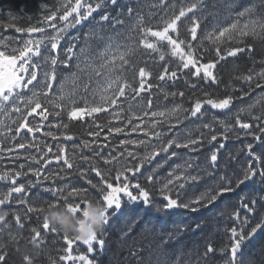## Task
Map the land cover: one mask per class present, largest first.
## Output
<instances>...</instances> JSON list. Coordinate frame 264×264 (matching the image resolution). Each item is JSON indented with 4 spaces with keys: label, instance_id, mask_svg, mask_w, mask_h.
<instances>
[{
    "label": "snow or ice",
    "instance_id": "1",
    "mask_svg": "<svg viewBox=\"0 0 264 264\" xmlns=\"http://www.w3.org/2000/svg\"><path fill=\"white\" fill-rule=\"evenodd\" d=\"M165 0H159L160 5H163ZM203 0H192L187 6H181L178 14L173 13L168 19L162 20V27H153L151 22H146L143 14L137 11L133 6L132 0H127L126 3H121V0H56L55 7H50L48 4L41 3L40 8L44 14L40 23L47 26V28L54 29L53 34L42 35L38 38L34 37V33H46V27H20L16 26L15 31L18 33H27L28 37L22 39L21 42L9 45L6 39L0 40V112H12L17 113L19 116L18 120H13V124H16L14 129L16 139L20 135L22 130H26L27 133L32 134L35 132H41L42 127H46L48 130L44 131L42 135L51 137L53 141H59L60 137L64 141H73L75 134L69 133L68 130L71 128L72 121H84L85 117L93 118L90 127H94L97 130L88 133L94 137L93 141H82L83 147L91 150L92 144H96L97 149L93 150V156L99 157L105 165H111L113 161H119L120 156H125L127 161L128 157L138 162L135 165L126 163L122 168L115 169V176H112V169L102 170L97 166L96 161L93 159L92 163L87 168L80 169L77 166V171L82 180L87 183L91 189H95L98 196L89 198L91 193L89 188L73 187L69 189L68 184L57 186L53 184L49 187H44L43 191L51 194V200H45L43 204L36 206L29 203L27 198L28 191L35 187L37 184H42L51 178L52 174H43V170L47 165L52 163V159L48 158V153H53V156L57 163L63 161V165L60 166V171L64 172L65 166L71 170L74 166L75 156L69 158L66 155L65 146L61 143L55 145L56 152L53 151V146L45 144L44 151L40 144L35 140L18 143L14 145V148L9 151H14L15 148L29 149L35 148L37 155L29 152L26 156L17 158H23L31 163L39 165L37 168L28 167V172L32 176L36 177L35 182L29 181L27 185L19 184L17 186V180L19 177L27 175V172L22 171L26 165L21 164L20 169L14 173L4 172L0 174V181H11L12 187L7 192L0 193V225L3 228H10L11 221L8 219L9 216L14 219L15 224L18 228L24 229L25 222L31 219V214H36L37 218L43 217L42 213L46 208L64 209L68 213L72 214L77 219V223L81 230L90 217L95 215V210L92 209L93 200L99 209V215L103 217V227L99 232L92 231L87 239H80L78 237H70L63 233L62 239L63 244L66 247L60 249L61 254L59 260L65 262L71 261L72 264H95L93 259L94 254L97 251L96 246L101 249L105 244L103 239L105 226L108 225L110 218L120 214L124 198L127 197L129 203H143L146 209L154 207L158 214L168 215L172 210L185 209L190 212H197L200 209H207L214 206L218 201L224 197L234 194L241 186L248 184L260 183L264 185V154H257L253 150V145L248 143L245 145L247 148V156L250 158L245 166H242L241 174H233V177L227 174L220 176L219 182L214 187L208 188L199 197L189 201L181 202L178 198L171 197L168 193L173 189L170 186H174L175 182L179 181V188H184L185 177L169 173L170 177L174 176V179H169L167 183L161 188V194L163 200L166 203L154 204L150 197L149 192L144 189L139 183H131L130 178L126 173L131 172L133 175L139 173L145 163H151L161 153L167 154V159L178 156L179 153L176 151H170L173 147L175 149H190L195 151L196 148L193 146L199 145L202 141L198 139H190L184 142H180L175 137L168 139L166 142H161V146L157 148L155 144H152V139L156 138L160 140L164 135L161 131H156V128L164 123L168 118L175 117V124H170V128H175L181 123L178 113H189L190 117H196L197 119L203 115L202 107L204 104L210 105L213 109L225 110L229 109L232 104L233 97L227 96L221 99L208 98L203 101L197 99L190 108L183 107L182 104H175L171 109L168 110H151V85L146 87V79L150 76V73L144 67L136 69V66L132 63V57H134L140 47L149 49L152 52H161L160 60H165V54L162 52L160 43L166 42V45L170 49V55L178 58L180 63L173 70L165 66L162 74L159 75V80H174L179 78L181 69L194 70L192 75L197 78H203L205 82L217 83L216 77L213 73V69L217 63L221 60H225L227 57H238L242 54H248L249 59L253 61V64L259 63L262 67L260 71L256 72L254 68H249L247 73L242 74L237 79L248 84L249 91L245 92L244 95H250L252 83L255 80V87L264 89V57L259 60L255 58V41L264 42V16H260L259 8L256 3L245 5L242 9L235 13L237 19L234 20L228 26L222 27L218 32L210 31L206 34L204 39H207L210 44L213 45L215 55L218 58L214 61L201 62L203 57L196 54L197 47L203 46V41L198 36V29L200 27L199 19L195 13L200 9ZM260 5H264V0H260ZM237 5L234 4L233 7ZM119 9L118 14L114 17L110 14L109 8ZM174 7V5H173ZM99 13V19H96L94 14ZM192 14V15H189ZM12 16L11 13H9ZM128 18H134V23L131 25L129 35L126 37L124 42L116 41L114 38L109 37V43L100 50L97 55L91 56V44L86 43L85 46L79 48V52L76 51V45L70 44L65 53L64 59L60 58L59 45L64 38V35L72 29H76L78 26L96 20L97 25L103 29L105 24H111L115 28L116 25H123L125 20L123 16ZM15 19L16 17H12ZM182 18L191 20V26L188 28V32L191 36V40L182 39L180 37V24ZM30 19V17H29ZM137 32L138 37L134 38L131 33ZM119 35V33H118ZM149 37L155 38L149 40ZM91 39H103L95 30L90 31L86 37V41ZM253 43H249V41ZM199 41V44L193 42ZM228 43L227 48H223L224 43ZM234 45V46H233ZM50 46V47H49ZM42 48L47 52L45 55L42 52ZM208 50V49H206ZM84 57V64L81 66L80 57ZM34 57H43L44 62L48 65L47 70L43 72V80H40L39 69L42 67ZM76 60L75 68L76 72L72 73L73 84L79 79L78 73H88L89 77L95 75L100 77L97 80V87L92 90L94 97L93 101H89L87 97H81L83 99V106H79L77 88H73L70 91H66L61 86L59 94H57L56 85V72L57 66L63 65L64 68L72 67V61ZM132 70V81L128 79L129 69ZM202 74V77H201ZM137 76L139 78L138 84L136 83ZM102 80V83H101ZM39 85V87H37ZM191 87H195L192 84ZM85 86V91H87ZM30 92L28 96L26 93ZM129 92L133 93V99L140 97L142 100H146L148 109L151 110L150 118L146 122L147 128L144 127V117L149 116V111L144 110L143 115L136 112H131L127 117V121L122 124H113L111 120L106 125H101L97 122L95 114L108 113L113 120H122V104L128 100ZM148 92V97H142L141 94ZM171 95L176 97H184L183 91L165 93V99ZM43 97V99H42ZM49 97H52L49 99ZM98 98V99H96ZM23 103V108L20 104ZM51 105V109L47 106ZM261 106L264 110V92L251 104L248 105V115L251 120L259 121L257 125L258 130L264 133V111L261 115H255L252 109L257 106ZM131 109V105H129ZM54 109H60V111H54ZM121 109V111H116ZM245 109H240L239 113L236 114L235 125H238L240 129L250 130L252 124L250 121H244L241 118V114ZM67 115L68 122H64L63 116ZM36 116H39L40 120L36 122L39 126H33V120ZM60 118L59 122L49 120V117ZM162 117L164 120H156L155 118ZM30 118H32L30 120ZM189 116H184V119H188ZM136 121L137 123H133ZM45 122H47L45 124ZM2 123V121H0ZM87 123V121H85ZM107 127L108 135L103 137L107 143L99 144L95 138L100 137L101 132ZM204 128H211L212 126L205 123ZM229 125H225V129L229 128ZM52 128H57L58 133L51 131ZM126 129H129L126 131ZM8 131H13L9 128ZM137 133L141 138L132 139L131 134ZM249 134V133H245ZM253 138L261 142L262 137L251 133ZM0 135H3L0 132ZM123 135L129 137L128 139H121L119 146L133 145L135 148L145 147V153L138 155L134 151H130L124 148L123 151L119 152L118 155H112V152H116V147H110L111 141L110 136ZM147 138V139H145ZM211 141L217 140L216 134H211ZM225 139L227 137L225 136ZM151 146V151L148 147ZM224 147L223 144L220 145ZM104 148H110L107 155H102ZM84 161H89L90 157L83 156ZM211 162L213 167H217V154L214 152L211 154ZM43 161V163H41ZM158 167L162 166L160 164ZM190 168L191 165L189 164ZM89 172H94L99 181L93 182L89 178ZM211 174V173H210ZM68 173L65 175L56 176L57 179L65 180ZM107 177V178H106ZM113 179L115 183H113ZM191 181H197L199 177L190 176L187 177ZM148 180L152 181L153 176L149 175ZM130 189H137L138 194H134ZM13 193L22 194L18 197H13ZM122 194V195H121ZM20 205L26 208V212L23 216L20 214ZM240 208L244 210V219L240 221V211H234L232 218L239 224V227L233 226L230 228V243L226 249H220L219 254L226 256L225 264H240L239 255L243 248L251 242L259 233L264 232V196L259 199L253 197L251 199L244 197L240 201ZM259 211V217L256 218V213ZM42 227V230H40ZM40 227H32L30 229L31 235L28 238L29 243L37 248L41 249L46 243V235L48 233L60 234L61 231L52 226L47 219L43 217V222ZM3 229H0L2 232ZM182 232L183 229L181 228ZM179 235L177 233H168L167 239L161 242V246L166 245L170 240L176 239ZM127 236V232L123 234ZM22 238V237H21ZM10 239L13 242L18 243L17 236L10 234ZM83 246L84 251L80 250ZM19 252V248H17ZM217 250L208 245L206 251L203 253V258L206 262L210 254H216ZM135 255V253H133ZM9 253L6 251L5 242L0 239V264H8ZM39 252L37 253V257ZM23 264H35V257L32 255H23ZM50 264H57V261L49 257ZM174 264H180V254L177 255V259Z\"/></svg>",
    "mask_w": 264,
    "mask_h": 264
},
{
    "label": "trees",
    "instance_id": "2",
    "mask_svg": "<svg viewBox=\"0 0 264 264\" xmlns=\"http://www.w3.org/2000/svg\"><path fill=\"white\" fill-rule=\"evenodd\" d=\"M126 2L127 0H121L122 4ZM191 2L192 0H165L164 4L160 5L159 0H132L133 6L138 12L144 15L146 22H151L154 28L157 26L162 27V20L168 19L173 13L178 14L181 6H187ZM41 3L48 4L50 7L54 8L56 0H0V40L7 38L6 42L9 45H14L15 43L21 42L22 39H26L28 34L16 32V26L45 27L46 25L40 23L44 14L43 10L40 8ZM252 3L258 5V14L264 16V5H260V0H203L200 9L195 13L200 23L198 36L203 41V46L197 47L196 50L197 55L202 54L203 59L201 62H209L218 59L215 55V51L212 50L213 45L210 44L207 39H204L206 34L214 30L218 32L222 27L231 24L237 19L235 13L245 5ZM234 4L237 6L233 7ZM109 12L115 17L119 9L110 7ZM9 13H11L12 16H10ZM94 15L98 20L99 13ZM13 16L16 18L13 19ZM122 18L125 20V23L123 25H116L115 28L112 27L111 24H105L101 30L96 20H91L78 26L76 29L70 30L64 35L59 45L60 58L64 59L67 47L73 43L77 46V52H79L80 47L85 46L86 43H90L91 52L89 55L95 56L109 43V37L114 38L116 41L124 42L129 35V30L134 23L135 17L130 19L125 15ZM190 26L191 20L182 18V23L180 24V37L182 39L191 40V36L188 32ZM93 30L102 35L103 39H91L90 41H86V35ZM131 35L136 38L139 34L137 32H132ZM154 39L155 38L149 37V40ZM193 43L199 44V41ZM249 43H253V41L250 40ZM254 43L256 48L254 55L255 58L259 60L261 57H264V42L255 41ZM228 46L227 42L222 45L223 48H227ZM160 47L165 54V60L163 61L159 58L161 52H152L142 47H140L137 54L131 58L137 70L140 67H144L150 73L145 83L146 87L151 85V110L166 111L171 109L175 104H182L183 107L190 108L197 99L203 101L208 98L221 99L227 96L233 97L229 109H213L210 105H203L202 112L203 115L207 113L206 119L208 117L211 121L209 124H212L216 119V121L213 122L210 132L208 128L203 127L205 123L208 124V121H200L203 115L197 119L196 117H190L189 113L177 114L181 123L175 128L169 127L170 124H175V117L168 118V120L156 128V131L164 133L160 140L156 138L152 139V144H155L157 148L161 146L162 141L166 142L173 137L180 142L190 139L201 140L202 142L199 145L193 146L196 148L195 151L184 148L175 149L173 147L170 151H176L179 153L178 156L167 159V154L161 153L151 163H145L139 173L135 175L131 172L126 173L131 183H139L149 192L154 203L162 204L165 203V201L161 194V188L169 179H174V176H169L170 172L181 176L195 174L201 169L202 163H206L209 172L203 177L201 183L185 178L184 188H179L178 185L180 182L177 181L174 186H170L173 190L168 193L171 197L178 198L181 202L189 197H198L200 193L203 192L204 185L208 183V180H216L217 183L222 175L227 174L234 178V173L236 175L240 174V165L242 162L250 159L247 156L248 150L245 147L246 142H253V150L257 154H264V133L258 130L257 125L260 123L259 121L251 120L249 115L245 116L246 113H242V120L250 121L253 124L251 133L261 136L262 141H256L253 136L247 138L236 137L234 134L231 135L232 131L235 133L240 130L239 126L235 125V118L241 106L249 100H252L256 96L258 90H260V88L255 87L256 81L254 80L252 83L254 91H251L250 95H244L245 92L249 91L248 84L236 77L247 73L249 68H254L256 72L260 71L262 66L259 63L254 65L253 61L249 59L248 54H242L235 58L227 57L225 60L219 61L213 69V73L217 80L216 84L210 81L205 82L203 78L195 77L192 75L194 70L188 69H181L178 79L161 81L158 77L163 73L165 66L174 70L180 61L178 58L170 55V49L166 45V42H161ZM42 52L47 55V52L43 48ZM33 59L37 60V62L42 65L38 70V78L43 80V72L47 70L48 65L44 62L43 57H34ZM80 62L81 66H83V56L80 57ZM75 64L76 60H73L72 67L70 68H64L63 65L57 66V79L55 82L57 85L56 91L57 94H59L61 86L66 91H70L74 87L77 88L78 95L76 99L78 100L79 106L82 107L84 102L83 99L80 98L86 96L90 102L93 101L94 97L92 95V90L97 87V80L101 78L95 75L89 77L88 73H78L79 79L73 84L72 81L74 77L72 73L77 71ZM127 75L129 81H132L131 68ZM138 82L139 78L137 76L136 83L138 84ZM260 82L262 83L263 81ZM192 84H195V87H191ZM85 86H87V91H85ZM37 87H39V85H37ZM179 91L185 93L184 97H180L179 95L172 97L168 95L167 99H165V93H178ZM26 95L30 96L31 93L28 92ZM133 95V93L129 92L128 100L124 101L122 104V120H113L108 113H99L95 114L97 122L101 125H106L111 120L113 124H122L127 121V117L131 112L143 115L142 109H144L149 111V116L144 117V127L147 128L146 122L150 118L151 110L148 109L146 100H142L140 97L133 99ZM141 96L148 97V92L142 93ZM51 98L52 97H49V99ZM129 105H131V109ZM47 106L50 110H53L51 109V105ZM20 107L23 108V103L20 104ZM54 111H60V109H54ZM116 111H121V109H116ZM184 116H189V118L184 119ZM18 119L19 116L17 113H12L10 111L7 113L0 112V121H2V123H0V132L3 133V135H0V174L6 171L14 173L17 170H21V164H25L26 167L22 171L28 174L18 178L17 186L19 184L27 185L29 181L35 182L36 177L28 172V167H39V165L31 163L23 158H17L18 155L23 157L29 152L37 155L39 158V153L36 152L35 148H15L14 151H9V149L14 148V145L25 142V139L28 141L35 139L44 151H47V149L44 148L45 144L51 145L53 146L54 152L57 151L55 145L59 142L65 146L66 155L69 158L73 155L75 156L73 168L69 170L65 166L64 172H61L60 166L63 165V161L61 160L57 163L53 153H48V158L52 159V163L46 166L43 170V174L48 175L51 173L52 176L50 179L43 181L42 184H37L28 191L27 198L32 205L39 206L43 204L45 200H51V194L43 191V188L52 186L53 184L57 186L68 184L70 186L68 190H71L73 187L89 188L91 193L89 198L98 196L99 193H96L95 189H91L90 186L80 178L77 171V166H79L80 169L87 168L89 164L92 163L93 159L102 170L112 169L113 178L116 168H122L126 163L135 165L138 162L131 157H128L126 161L125 153V156L119 157L118 162L113 161L111 165H105L99 157L93 156V150H100L97 149L96 144H92L91 150L84 148L82 141L91 143L94 137L88 133L97 130L89 126L92 124L93 118L86 116L84 121L71 122L72 126L68 132L75 134L73 141H64L62 137H60L59 141H53L51 137L42 135L44 131L48 130L46 127H42L41 132L32 134L27 133L26 130H22L20 135L17 136L16 139H13L16 135L14 132L16 124H13V120ZM31 119L32 118H30V120ZM59 119L60 118L57 117H49V120L57 122H59ZM155 119L164 120L165 118L157 117ZM39 120V116H36L33 120V126H39L36 123ZM63 120L64 122H68L66 114L63 116ZM85 121H87V123H85ZM46 123L47 122H45V124ZM133 123L137 122L133 121ZM225 125L230 126L227 131ZM9 128L13 129V131H8ZM216 128L221 130L220 134L217 136L216 141H211L212 129ZM128 130L129 129H126V131ZM51 131L58 133L62 130L52 128ZM105 135H108L107 127L101 132L100 137L95 138L97 143H107V141L103 139ZM225 136L227 139H225ZM128 138L129 137L123 135L109 137L111 141L110 147L117 148V151L112 152V155H118L124 148L134 151L138 155H143L145 153V147L135 148L133 145L119 146V141L121 139ZM131 138L139 139L141 137L137 133H132ZM221 144L224 145L223 148L220 147ZM148 150L151 151V146L148 147ZM109 151L110 148H104L102 150V155H107ZM214 152L218 157L217 167L212 166L210 159L211 154ZM83 156H88L92 159L86 162L82 159ZM158 161L160 165L165 166L158 167ZM41 163H43V161ZM189 164L191 165L190 168L188 167ZM65 173H68L65 180L56 178L57 174L65 175ZM88 175L93 182L99 181V177H97L94 172H89ZM149 175L153 176L152 181L148 180ZM113 183H115L114 179ZM10 187H12L11 181H0V193L7 192ZM130 191L134 194H138L137 189H130ZM19 195L22 194L13 193V197H18ZM262 196H264V185L260 183L248 184L241 186L234 194L224 197L214 206L207 209L202 208L197 212L177 209V211L164 216L159 215L152 209H146L143 203H129L127 197H125L120 214L111 217L108 225L105 226L103 236L105 244L102 249L96 246L97 251L93 259L95 260V264H174L177 255L180 254V264H225L226 256L220 255L219 250L226 249L229 245L230 228L233 226L239 227V224L232 218V213L234 211H240V221L242 222L245 213L244 210L240 208L241 199L244 197L249 199L255 197L259 199ZM93 202L95 201L93 200ZM19 207L20 214L23 216L26 212V208H24L23 205ZM259 214L258 211L256 213V218L259 217ZM8 219L11 221L12 225L10 228H3V226L0 225V229H3V231L0 232V239L5 242L6 251L9 253L8 264H23L22 257L26 254L36 258L35 264H50L49 257L56 260L57 264H65V262L59 260V256L65 254L60 251V249L66 247V245L63 244V232L60 234L48 233L46 235V243L41 249H37L29 243L28 238L31 235L30 229L32 227H40L42 225L43 217L38 219L36 214H31V219L25 222L24 229L18 228L11 216H9ZM181 228L183 229L182 232L180 231ZM40 230L43 231L42 227H40ZM125 232H127V236H123ZM177 232H179V235L176 239L170 240L166 245L161 246V242L167 239L168 233ZM10 234H15L17 236L18 243L11 241ZM208 245L213 246L217 252L214 255L210 254L205 262L203 253L206 251ZM17 248H19V252H17ZM80 250L84 251L85 249L81 246ZM38 252L39 256L37 257ZM133 253H135V255H133ZM239 260L240 264H264V232L259 233L243 248L239 255ZM67 264H72V262L69 261Z\"/></svg>",
    "mask_w": 264,
    "mask_h": 264
},
{
    "label": "clouds",
    "instance_id": "3",
    "mask_svg": "<svg viewBox=\"0 0 264 264\" xmlns=\"http://www.w3.org/2000/svg\"><path fill=\"white\" fill-rule=\"evenodd\" d=\"M92 210H95V215H90L83 230L78 225L76 217L62 208H46L42 215L52 226L58 228L64 234L70 237L87 239L92 231L99 232L103 227V217L99 215L102 209H99L95 202H93L90 211Z\"/></svg>",
    "mask_w": 264,
    "mask_h": 264
},
{
    "label": "rangeland",
    "instance_id": "4",
    "mask_svg": "<svg viewBox=\"0 0 264 264\" xmlns=\"http://www.w3.org/2000/svg\"><path fill=\"white\" fill-rule=\"evenodd\" d=\"M46 28H47V26H45ZM54 29H51V28H47V32L46 33H35L33 36L34 37H36V38H38V37H40V36H42V35H48V34H53L54 33ZM262 83H264V81L262 82ZM262 92H264V89H261L260 88V90H258V92H257V94H256V96L252 99V100H249L247 103H245L244 105H242L241 106V109L243 108V109H245V111L243 112L244 114H245V116L246 115H248V105L249 104H251V103H253L259 96H260V94L262 93ZM262 111H264V110H262V108H261V106H257L256 108H254V109H252V112L255 114V115H261V113H262ZM206 116H207V113H204V115H203V117H202V119L200 120V121H202V122H204V121H208V124L209 123H211V121H210V119L207 117V119H206ZM216 121V119L213 121V122H215ZM213 122H212V124H209V125H211V126H213ZM252 124V123H251ZM253 125V124H252ZM209 129V132L211 131V128H208ZM220 129H212V132H211V134H216L217 136L220 134ZM241 132V133H240ZM240 133V134H239ZM232 134H234V136H236V137H247V138H250V137H252L253 135L251 134V133H249V134H245V131L243 130V129H240L238 132H235L234 133V131H232L231 132V135ZM240 135V136H239ZM264 137V136H263ZM249 143H251L252 145H253V142H249ZM246 144H248L247 142H246ZM249 159H247V161H248ZM247 161H244V162H242V164L240 165V174H241V170H242V166H245V164H246V162ZM157 164H160L159 163V161L157 162ZM165 166V165H164ZM164 166H162V167H164ZM208 165L206 164V163H202V166H201V169L198 171V172H196L195 174H186V176H184L185 178H187V177H190V176H197V177H199V179L197 180L199 183H201L202 181H203V177L209 172L208 171V167H207ZM183 176V175H182ZM188 180H190V179H188ZM215 184H216V180L215 181H212V180H208V183L207 184H205L204 185V189H203V192H205L208 188H211V187H214L215 186ZM202 192V193H203ZM202 193H200V195L202 194ZM199 195V196H200ZM198 196V197H199ZM195 198H197V197H189V198H186L185 199V201H183V202H189V201H191V200H193V199H195ZM166 203V202H165ZM154 204H161V203H154ZM163 204V203H162ZM153 211H155V209H154V207L153 208H151ZM175 211H177V209H175ZM156 212V211H155ZM157 213V212H156ZM159 215H161V216H164V215H162V214H159Z\"/></svg>",
    "mask_w": 264,
    "mask_h": 264
},
{
    "label": "water",
    "instance_id": "5",
    "mask_svg": "<svg viewBox=\"0 0 264 264\" xmlns=\"http://www.w3.org/2000/svg\"><path fill=\"white\" fill-rule=\"evenodd\" d=\"M244 130V129H243ZM245 131V133L247 132V133H250V131H251V129L250 130H244Z\"/></svg>",
    "mask_w": 264,
    "mask_h": 264
}]
</instances>
